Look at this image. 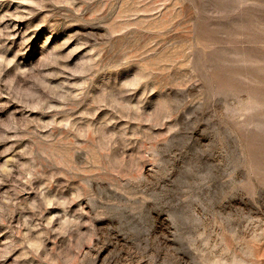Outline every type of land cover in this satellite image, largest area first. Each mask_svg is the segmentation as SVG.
I'll return each instance as SVG.
<instances>
[{"label":"rangeland","instance_id":"obj_1","mask_svg":"<svg viewBox=\"0 0 264 264\" xmlns=\"http://www.w3.org/2000/svg\"><path fill=\"white\" fill-rule=\"evenodd\" d=\"M0 264H264V0H0Z\"/></svg>","mask_w":264,"mask_h":264}]
</instances>
